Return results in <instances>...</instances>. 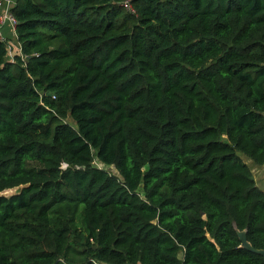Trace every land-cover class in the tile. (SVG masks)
<instances>
[{
	"label": "trees",
	"instance_id": "obj_1",
	"mask_svg": "<svg viewBox=\"0 0 264 264\" xmlns=\"http://www.w3.org/2000/svg\"><path fill=\"white\" fill-rule=\"evenodd\" d=\"M10 10L0 264H264V0Z\"/></svg>",
	"mask_w": 264,
	"mask_h": 264
},
{
	"label": "rangeland",
	"instance_id": "obj_2",
	"mask_svg": "<svg viewBox=\"0 0 264 264\" xmlns=\"http://www.w3.org/2000/svg\"><path fill=\"white\" fill-rule=\"evenodd\" d=\"M1 32L5 35V36H9V32L7 30V25L4 24L3 26L0 27ZM17 52L16 50V43H14V45H10V48L7 50V54L8 57L11 58L12 54ZM21 55V54H20ZM68 122H71L69 118L66 119ZM240 158L242 159V161L248 166L249 171H250V175L252 177V179L254 180L255 184L260 187L262 190H264V175H263V165H258L255 164L254 162H252L249 158H247L246 156L239 154ZM93 163L95 165H100L98 163V161L96 159L93 160ZM107 170H110L113 172V168L110 166L106 167ZM15 188H9L3 191V193H10L12 191H14ZM102 264H106V263H102Z\"/></svg>",
	"mask_w": 264,
	"mask_h": 264
},
{
	"label": "built area",
	"instance_id": "obj_3",
	"mask_svg": "<svg viewBox=\"0 0 264 264\" xmlns=\"http://www.w3.org/2000/svg\"><path fill=\"white\" fill-rule=\"evenodd\" d=\"M14 3V0H0V27L4 24L7 25V30L9 32V36H5L0 30V39L4 41L7 50L10 48V45H14L16 43L17 53L20 55L19 45L16 41L15 37V25L16 19L11 12V7ZM22 56V54L20 55ZM95 264H102L101 262H94Z\"/></svg>",
	"mask_w": 264,
	"mask_h": 264
},
{
	"label": "water",
	"instance_id": "obj_4",
	"mask_svg": "<svg viewBox=\"0 0 264 264\" xmlns=\"http://www.w3.org/2000/svg\"><path fill=\"white\" fill-rule=\"evenodd\" d=\"M232 227L235 229L236 234H237V236L239 238V246L244 247V248H246L248 250H251V251H253L255 253L264 255V249H262V248H254L250 244V242L248 240H246L245 233H244V229L238 230L236 228V225L234 223H232Z\"/></svg>",
	"mask_w": 264,
	"mask_h": 264
}]
</instances>
